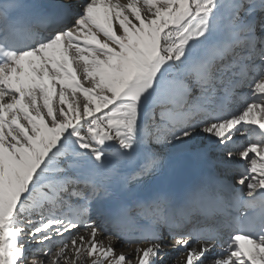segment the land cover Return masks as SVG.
Returning a JSON list of instances; mask_svg holds the SVG:
<instances>
[{
	"label": "snow or ice",
	"instance_id": "1",
	"mask_svg": "<svg viewBox=\"0 0 264 264\" xmlns=\"http://www.w3.org/2000/svg\"><path fill=\"white\" fill-rule=\"evenodd\" d=\"M0 264H264V0H0Z\"/></svg>",
	"mask_w": 264,
	"mask_h": 264
},
{
	"label": "bare ground",
	"instance_id": "2",
	"mask_svg": "<svg viewBox=\"0 0 264 264\" xmlns=\"http://www.w3.org/2000/svg\"><path fill=\"white\" fill-rule=\"evenodd\" d=\"M119 250V249H118Z\"/></svg>",
	"mask_w": 264,
	"mask_h": 264
}]
</instances>
